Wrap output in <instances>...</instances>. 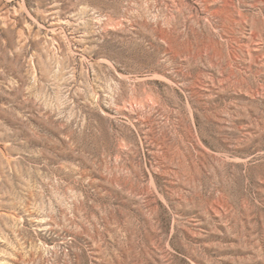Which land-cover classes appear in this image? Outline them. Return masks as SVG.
<instances>
[{
    "label": "rangeland",
    "instance_id": "374dc122",
    "mask_svg": "<svg viewBox=\"0 0 264 264\" xmlns=\"http://www.w3.org/2000/svg\"><path fill=\"white\" fill-rule=\"evenodd\" d=\"M0 264H264V0H0Z\"/></svg>",
    "mask_w": 264,
    "mask_h": 264
}]
</instances>
